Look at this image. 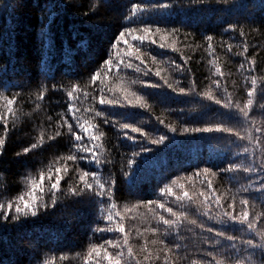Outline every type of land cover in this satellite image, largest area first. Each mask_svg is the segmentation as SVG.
I'll return each mask as SVG.
<instances>
[{"label":"trees","instance_id":"16d2710c","mask_svg":"<svg viewBox=\"0 0 264 264\" xmlns=\"http://www.w3.org/2000/svg\"><path fill=\"white\" fill-rule=\"evenodd\" d=\"M170 2L172 7L167 12L162 16L149 13L145 22L153 28L159 26L169 31L179 29L175 36L163 33L167 36L163 43L169 45L175 40L179 51H173L167 46L160 48L159 35L154 37L157 44L132 41L130 36L126 37L133 48L140 49V55L145 61V64H140L139 60L132 59V63L141 68L147 65V69H151L149 75L145 76L143 72L137 73L134 68H125L124 63L130 58L124 56L123 60L118 59L112 45L116 44L120 32L125 28L144 26V23L129 24L127 17L133 4H145L148 0H102L99 6L96 0H0V93L13 99V111L20 117L15 120L6 110L5 99H0V113L8 120L6 144L0 151V203L16 201L19 196L30 199L29 194H32L37 197V203L42 201L49 205L47 209L41 208L37 217L22 218L18 223L0 220V264H44L45 260L51 264H88V251L92 244L104 245L105 240L123 239L120 233L97 231L98 228L109 226L105 217L111 202L107 197L91 194L77 197L68 192L70 185L79 183L78 168L98 171L103 180L109 177L116 180L114 202L124 217L125 233L133 249L132 258L127 257V249H124L125 260L129 264H136V261L145 264L143 248L146 240L154 254L152 264H164L163 252H159V260L155 259L160 247L151 245L150 241L155 237L145 231L149 227H156V220L149 218L151 213L149 206H146L149 200L165 203L166 207L174 211H180V204L184 203L193 218L205 220L209 226L218 229L223 227L230 235H241L239 231H234V228H240L238 224L222 226L205 217H197L195 204L176 201L175 196L182 195L178 188H173V195L162 193L166 184L170 185L173 180L179 179V183L184 184L183 191L189 195L203 191L211 198L214 192L221 197L227 209L231 195L241 185L249 183L248 173L223 171L230 163H248L236 156L239 149L229 143V140L236 139L235 136L216 132L181 133L180 128L211 126L220 122L231 126L237 119L235 113L198 95L180 94L166 86L151 88L147 85L163 84V80L154 75L157 70L174 86L178 80L179 86L187 89L195 82L196 91L200 93L208 89L212 80L219 78L233 99L244 103L251 87V81L246 82L245 77L254 76L257 84L251 115L257 126L264 125V0ZM241 31L243 36L240 35ZM208 35L213 36L212 55L207 51L208 42L205 37ZM229 44L232 45L231 52L227 50ZM245 44L248 46L245 54L247 61L244 56L236 54L243 51ZM118 48L123 55L126 45L121 42ZM152 56L157 58L156 63L152 62ZM110 58L119 67L113 66L106 72L103 85L99 78L91 82L90 77L103 69L104 62ZM211 59H216L217 66L224 73L222 78L214 75L215 68L209 63ZM252 60H255V71H242L240 65L243 63L247 69L248 62ZM174 64H180L183 71H173ZM132 81L137 83L133 84ZM73 85H79L75 98L67 96V91ZM101 86L104 88L105 99L121 98L120 88L123 86L143 95L150 108L102 105L99 102ZM43 88L48 91L44 93L43 99L38 100L37 95ZM213 91L215 95L223 97L222 90H217L214 85ZM84 92L89 94L87 98ZM70 106L79 110L78 115L96 123L104 131L105 136L97 143L103 144V157L112 163L102 162L97 167L88 162L91 157L86 153H79L86 159L75 163L61 160V157L76 151L66 126L61 129L63 135L51 141L48 139L55 135L56 126L62 118L73 123L77 134L82 135L83 144L91 146L88 133H81L75 127L73 113L68 111ZM93 108L109 114L113 120L133 123L146 133L165 134L169 139L163 145L147 144L152 151L135 157L130 170L128 161L132 158V152L139 151L140 145L146 142L139 133L126 130L137 138L133 144L120 133L118 127L104 124L102 117L91 121L93 114L85 109ZM129 113L134 115L129 118ZM157 117L176 127L177 131L169 132L159 124ZM3 133L4 124L0 121V136ZM41 133L44 134V143L38 149L17 155L37 142ZM49 167L52 173H49ZM57 167L62 169L60 173L55 172ZM65 167L66 173L63 171ZM205 167L217 175H208L207 179L203 174L199 177L195 175ZM129 171L130 175H124ZM56 175L61 176V180L58 188L52 190L51 184L56 182ZM251 178L259 179L258 175H252ZM208 180L213 185L211 190L207 187ZM32 181H36L40 187L33 190ZM53 191L58 197L54 207L51 206ZM243 195L250 200V218L255 212L264 213V204L258 199V192ZM193 199L202 200L203 197L193 196ZM101 200L105 202L103 205L99 203ZM137 204L139 207L133 208ZM126 207L129 211H125ZM150 207L168 218V213L156 205ZM240 211L241 206L237 202L234 214ZM260 223L264 224V220ZM187 227L194 229V232L181 229L185 237L183 242L189 245V260L181 261L180 264H190L191 260H211V257H204L200 250L201 247H208L199 244L200 229L192 225ZM244 238L251 237L245 235ZM173 240L174 234L167 238L169 246ZM254 243H260L259 237H256ZM237 245L240 248L239 259L244 264H264V256L259 249L248 248L245 251V246H241L239 240ZM105 248L113 256L118 251L110 246ZM103 250L100 256L93 254L92 264H107L103 259ZM217 259L223 260L224 264H234L237 256L229 249L224 255H218Z\"/></svg>","mask_w":264,"mask_h":264},{"label":"snow or ice","instance_id":"6c2138e0","mask_svg":"<svg viewBox=\"0 0 264 264\" xmlns=\"http://www.w3.org/2000/svg\"><path fill=\"white\" fill-rule=\"evenodd\" d=\"M71 2V0H69ZM102 0H96L97 6L100 5ZM172 7V3L170 0H148V3L141 4L135 3L130 8V15L127 17L129 24H139L144 23L142 28H125L124 31L120 32L119 38L116 41V44H113L112 47L116 49V56L118 59L123 60L124 56L130 58L127 63H124L125 68H134V70L139 73L143 72L145 76L149 75L151 69H147V65L144 68H141L140 65H134L132 63V59L139 60L140 64H145L144 59H142L140 55L139 48H133V45L129 42L126 37L130 36L132 41H139L141 43L148 41L149 44H157V40L154 39L155 36L159 35V39L161 43H159L160 48H165L166 46L171 48L173 51H179L176 48V41L169 45L163 43L167 39V36L163 33H167L169 36H175L179 29H168L156 26L153 28L151 24L145 22V17L149 14L161 15L167 12ZM163 18V17H162ZM139 32L140 34H136ZM241 36L244 35L243 31L240 33ZM207 43V51L209 55L213 53V36L208 35L205 37ZM123 42L126 45V51L121 54L118 45ZM191 46V45H188ZM229 52L232 51V45H228ZM248 52L247 44L244 45L243 51L236 53L237 55H241L245 57L247 61L248 58L245 55ZM152 62L156 63L157 58L155 56L151 57ZM187 62V61H185ZM105 67L100 71H97L94 75L90 77L91 82H96L97 79H100V84L103 85V76L106 72L112 68L113 66L119 67L113 59H107L105 62ZM174 63V62H173ZM209 63L215 68V73L217 77H223L224 73L221 71L220 67L217 66L216 59H211ZM249 67L245 69L244 64L240 65L242 71H248L251 73L255 71L254 65L255 60L249 61ZM147 69V70H146ZM173 71H183L180 64H174ZM155 76L160 77L163 80V84L159 83H151L147 85L151 88H163L167 87L171 89L173 92H179L180 94L185 95H198L201 96L202 99H206L208 101L214 102L216 105H220L224 109H228L230 112H234L237 119L235 123L229 126L226 122L216 123L211 126L204 127H182L180 128L181 133H227L229 136H235V140H229V143L235 145L239 151L236 153L237 157H242L243 160L248 161L245 163H230L228 167L223 169L225 172L235 173L237 171H243L249 174V183L247 185H241L235 193L231 195V203L227 205V209L224 207L222 203V199L220 196H216L214 192L211 193V198L209 194L201 191L198 194L193 193V195H189L187 191H183L184 184L179 183V179L173 180L170 185L166 184L162 189V193L165 195H173V188L176 187L182 191V195H176V201H187L189 204L196 205V216L197 217H205L208 221H214L216 224L222 226H232L240 225L239 229H235L234 231H239L241 233L240 236L230 235L224 228H215L213 226H209L205 220H200L197 218H193L190 214L186 204H180V211H174L171 207H166L165 203H161L158 200H149L146 202V206H149V212L151 213L150 219L156 220V227H149L145 231L151 233L155 238L150 241L151 245H159L160 247L155 254V259L159 260V252L164 253V264H180L181 261H188L189 257L187 255V250L189 245L184 243L185 237L181 234V229L186 228L189 232H194L193 228L187 227V225H192L200 229L201 239L199 240V244L201 246L207 245L208 247L205 249L201 247V252L204 257H211V260H191L190 264H224L223 260L217 259L218 255H224L232 250V254L237 256V259L234 261V264H244V261L239 259L240 248L237 245V240L240 241L241 246H245V251L248 248L251 249H259L261 251V255L264 256V224L260 222L264 220V213L255 212L252 214L250 218V213L248 211V206L250 204V200L246 198L243 194L250 193L252 191H256L259 193L258 199L264 204V125L257 126L256 120L252 117L251 113L253 111L254 106V98L256 94V84L257 79L254 76H246L245 81H251V87L247 91V100L244 103H241L239 100H234L232 94L228 92L226 87L221 85L220 79L212 80L211 84L208 86V89L202 93L196 91V84L193 82L189 88L181 87L180 81H175V86L173 83L169 82L168 79L161 76V71L157 70L154 73ZM133 84L137 83V81H132ZM213 85L217 90H222L223 97H219L214 94ZM48 91L47 88H43L42 91L37 95V99H43L44 93ZM79 91V85H73L72 89L67 91V96L71 98H75L77 92ZM109 91H115V89H109ZM120 92L122 93L121 98L119 99H105L104 98V88L100 87V104L116 106L120 107H131V108H140V109H149L150 105L143 95L138 94L136 91H132L127 87H121ZM84 97L87 98L89 95L87 92H84ZM0 99H5L6 101V110L7 112L18 120L20 117L16 115L13 111V99H8L4 97L3 93H0ZM95 99V98H94ZM71 104V101L69 102ZM264 107V105H262ZM68 111L73 113L72 119L75 121V127L80 129L81 133H88V140L91 146L82 143V135L77 134L75 131L73 123H70L68 119L62 118L61 123L57 124L56 131L54 136H49V141L54 140L57 137L63 135L61 129L66 126L67 134L70 138L73 139L76 147V151L74 153H70L67 156L61 157V160L64 162L71 161L77 162L79 160L86 159L85 156L79 155V153H86L87 156L91 157L89 163H94L97 167L104 163H112L111 160L103 157L104 148L102 143H97L101 141V139L105 136L104 131L100 130L99 125L94 122H90V120H85L84 117L78 115V109L70 106ZM86 112H91L93 115L91 116V121H94L96 117H102L104 124H111L113 127H118L120 133L128 140L136 143V137L129 134L131 133H139L143 140L146 143H142L140 145L139 151L132 152V158L128 161V167L131 170L132 165L134 164V158L140 156L142 153H148L152 151L151 148L147 147V144L151 145H163L169 139V137L165 134H155V133H146L143 131L141 127L136 126L133 123L127 122H119L117 120H113L109 114H106L103 111H96L93 109H85ZM134 113H129L128 116H131ZM51 119V117H49ZM159 124L163 125L168 129L169 132L175 133L177 128L166 124L163 119L157 117ZM0 121H3L4 124V133L3 136H0V151L4 148L6 144V137L8 136V120L4 118V114L0 113ZM95 131H92V130ZM158 133V130H157ZM238 141L240 143H238ZM44 143V134L41 133L40 139L32 143L30 147H26L23 149V153H17V155L27 154L32 150L38 149ZM103 158V160H102ZM49 173H52V168L49 167ZM62 169L57 167L55 169L56 173H60ZM63 171L66 173L67 168H63ZM79 172V183L77 185H70L68 192L77 197H82L86 194H91L96 197H107L109 203L107 209V215L105 219L108 222V227L106 228H98L99 232H116L120 233L123 239L116 240H105L104 245L92 244L88 251V264H92L91 257L93 254L96 256L101 255V250H103V259L107 261V264H129V261L125 260V252L124 249H127V257H133V249L129 245V237L125 233L124 226V217L121 215V212L117 210V205L114 202V186L116 184V180L109 177L108 180H103L98 171H85L83 169H77ZM204 175V178L207 179L208 175L216 176L217 173L212 172L210 168H203L200 172L195 173L196 176ZM124 175H130L129 172H125ZM252 175H258L259 179H252ZM44 174H41V179L43 180ZM50 179V177H49ZM56 182L51 184V189L55 190L58 188V185L61 180V176L56 175ZM204 181L202 180L201 183ZM33 190L40 187L36 181H32ZM207 187L209 190L212 189L213 185L210 180L207 182ZM230 191V190H229ZM30 199H26L25 196L17 197L16 201H8L6 204L0 203V220L3 222H12L18 223L22 220V218L27 217H37L40 209H47L49 207L48 204L37 203V197L35 195L29 194ZM193 196L203 197L200 199H193ZM237 196H239V200L237 201ZM57 195L56 192H52L51 197V206H55L57 203ZM239 203L241 206V211L238 214L235 213V206ZM101 205L105 202L103 200L99 201ZM156 205L157 208L163 210L168 213V218L164 215L159 214L155 210H153L150 206ZM215 205V207H213ZM139 207V204L133 205V208ZM228 209H232L229 211ZM103 212L104 209L102 208ZM125 211H129L126 207ZM163 225V228H161ZM207 233L208 235H203ZM174 240L171 242V246L167 242V238L173 236ZM138 235L140 233L138 232ZM195 235V233H194ZM248 235L251 238L245 239L244 236ZM256 237H259L260 243H254ZM228 242V243H225ZM149 241H145V247L143 248L144 262L145 264H152L153 260V252L148 248ZM105 246H110L114 249H118L115 256L109 253ZM223 250V251H221ZM61 259H64L62 257ZM44 264H51L50 261L45 260ZM98 264V262H97ZM136 264H141L140 261H136Z\"/></svg>","mask_w":264,"mask_h":264}]
</instances>
